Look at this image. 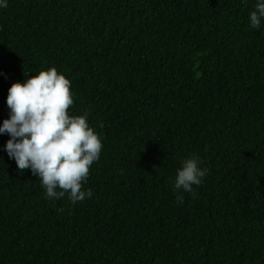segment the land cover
Returning a JSON list of instances; mask_svg holds the SVG:
<instances>
[{"label":"trees","instance_id":"trees-1","mask_svg":"<svg viewBox=\"0 0 264 264\" xmlns=\"http://www.w3.org/2000/svg\"><path fill=\"white\" fill-rule=\"evenodd\" d=\"M256 0H8V89L56 67L102 137L72 205L49 200L0 134V264H264V24ZM208 173L174 190L181 160Z\"/></svg>","mask_w":264,"mask_h":264},{"label":"clouds","instance_id":"clouds-1","mask_svg":"<svg viewBox=\"0 0 264 264\" xmlns=\"http://www.w3.org/2000/svg\"><path fill=\"white\" fill-rule=\"evenodd\" d=\"M8 0H0V9ZM250 27L264 24V0H256L249 13ZM8 89L9 117L0 124V134L10 138L4 145L9 159L19 170L30 169L41 180L44 196L59 200L67 196L72 205L91 199L92 190L84 189L89 171L101 158V135L88 122L87 114L71 115L74 104L71 80L56 67L41 70ZM196 155L181 160L176 170L174 190L192 193L208 173Z\"/></svg>","mask_w":264,"mask_h":264}]
</instances>
